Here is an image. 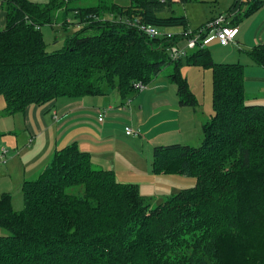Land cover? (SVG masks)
<instances>
[{
  "label": "trees",
  "instance_id": "16d2710c",
  "mask_svg": "<svg viewBox=\"0 0 264 264\" xmlns=\"http://www.w3.org/2000/svg\"><path fill=\"white\" fill-rule=\"evenodd\" d=\"M83 1L4 0V112L105 92L95 78L127 100L136 83L149 85L169 63L180 105L194 106L180 64L185 59L212 67L214 110L202 125L201 145L157 146L152 163L156 173L194 176L197 183L153 206L138 184L119 182L114 170L94 167L91 153L68 145L37 179L24 183L21 210L9 194L0 197V264H264V104L247 102L245 64L215 62L207 47L172 60L168 47L180 36L151 37L130 23L139 19L185 32V15H163L174 0L69 6ZM106 4L114 22L99 20ZM261 5L253 0L245 15ZM62 8L83 10L86 21H95L49 52L41 27ZM245 52L264 66V42Z\"/></svg>",
  "mask_w": 264,
  "mask_h": 264
},
{
  "label": "rangeland",
  "instance_id": "374dc122",
  "mask_svg": "<svg viewBox=\"0 0 264 264\" xmlns=\"http://www.w3.org/2000/svg\"><path fill=\"white\" fill-rule=\"evenodd\" d=\"M35 3H46L48 0H29ZM102 0H86L83 2L76 3L74 5H69L70 7L80 8L83 6L85 8L101 6ZM121 6H128L131 0H114ZM262 5L255 10L252 15H245L248 9L253 4V0H211V1H175L172 5V11L166 12L165 15H185L189 20V28H198L207 19L212 17H218L221 15H233L229 12L232 7L238 6L236 9L240 10L237 17L240 21V31L241 33L235 39L233 43L229 46L219 45V42H213L208 46V49L212 55L215 62H241L245 64V75H247L248 59L251 60L246 50L250 49L256 44L263 43L264 39L262 34H264V0ZM108 5L112 3V0H106ZM104 5V12L100 16V21L103 22H114L116 19L112 12L113 10L110 6ZM241 5V6H240ZM240 6V7H239ZM68 8V5H67ZM102 8V7H101ZM82 12V14L80 13ZM70 10L69 12H63L60 14L55 13V18L52 24H45L41 27L45 42L47 44V50L53 52L55 50L63 48L68 40L74 36L78 31V24L84 27L88 24H92L95 20L86 21V16L83 15V10ZM57 12V11H56ZM69 14V15H68ZM218 15V16H217ZM118 20V18H117ZM6 26L0 27L4 29ZM79 27V28H81ZM171 32L176 33L177 36L184 34V30L180 27L169 28ZM257 29V30H256ZM165 30V29H163ZM189 30V29H188ZM234 53V54H233ZM180 69L182 75L187 79L191 90L195 94L196 105L188 106L184 105L181 107L179 99L177 96V84L173 83L169 79V75L174 71V63L167 64L163 70L155 77V79L148 85V89H141L137 87L134 95L128 98L122 103L121 98L114 87L108 86L109 84L101 79H94L98 85H101L103 90L107 91L108 97L106 100H110L113 96H118L119 107L130 106L132 104L133 112L137 113L136 119L144 123L143 126L135 127L134 124H128L127 126H132L142 134L138 139L139 141H134L135 139H128L124 133H122L123 138L119 141L122 144L121 147L116 149L119 152L128 153L129 163L135 164V170L132 173L127 174L126 172H119V176L122 178L124 176H130L123 181L125 183H135L140 187L142 195H144L153 206H157L168 196L178 193L180 190L185 188L194 187L197 183L196 177L175 174V173H156L153 172V159H154V145L160 142V138L157 136V131L160 129L168 130V141L164 143L165 145L176 144L174 142H180L182 144L188 143L193 146H200L202 142V123L201 119L206 118L210 115L213 109V69L212 67H203L199 65L189 64L185 59L182 60L180 64ZM98 75V74H97ZM96 77V76H95ZM150 86V87H149ZM159 88L161 95L160 100L164 101L165 105L168 106L169 111L165 118H157L154 110L152 109L154 95L150 96L149 90ZM144 91V92H143ZM102 94V93H100ZM105 95V94H104ZM88 98L90 101H102L103 95L99 94H89L82 96V98ZM259 99L264 98L263 95L258 94ZM143 98L146 101L144 108L142 109V103L138 102L139 99ZM112 101L116 100L112 98ZM122 103V104H121ZM261 103V102H259ZM258 103V104H259ZM6 106V101L4 96L0 95V105ZM194 107L195 109H193ZM182 109V110H178ZM156 110V109H155ZM175 111L172 112V111ZM101 113L104 112L101 111ZM100 113V114H101ZM212 114V112H211ZM205 115V116H204ZM100 116V115H99ZM16 114H7L4 111H0V120L8 123L9 120H14ZM210 117V116H209ZM105 115L103 117V120ZM102 120V121H103ZM201 123V124H200ZM14 129H17L15 125ZM151 129V130H149ZM117 135L120 137V130L117 129ZM126 131V130H125ZM0 132L5 133L4 127L0 128ZM124 132V131H123ZM156 135V136H155ZM157 139V140H156ZM135 142V143H134ZM162 142V140H161ZM160 144L158 145H161ZM1 144V142H0ZM143 145V146H142ZM133 152L134 154H132ZM95 164V163H94ZM102 165V164H101ZM104 167L105 166L103 165ZM98 167V165L94 166ZM124 179V178H123ZM24 196V195H23ZM21 199V208L24 207V197ZM19 207V201L18 206Z\"/></svg>",
  "mask_w": 264,
  "mask_h": 264
},
{
  "label": "crops",
  "instance_id": "0c3cea01",
  "mask_svg": "<svg viewBox=\"0 0 264 264\" xmlns=\"http://www.w3.org/2000/svg\"><path fill=\"white\" fill-rule=\"evenodd\" d=\"M4 5V0H0V27L7 25L8 12ZM237 7H232L229 11L232 12L234 9L233 15H223L227 18L228 23L239 26L240 28V21L237 17L240 10H237ZM63 12H66V8L59 9L56 13L60 14ZM252 14L254 13L250 15ZM208 20L210 19L205 20L201 25ZM78 25V29H80L81 24L79 23ZM163 29L170 31L169 28ZM262 38L264 39V34H262ZM216 41L219 42L216 38L211 40L206 47L208 48L210 44ZM180 43L184 44L185 42L182 40ZM219 45L221 44L219 43ZM248 65L247 75H245L247 102L252 104L261 102L260 104H264V98L259 99L257 97L258 94L264 97V66L255 63L252 59H248ZM149 92H151L149 93L150 96L154 95L152 109L157 118H165L169 108L163 103L164 101L160 100L161 97L159 96L162 91H159V88L156 87V89L149 90ZM106 93L107 91L102 94L99 93V95H103V99L105 100L96 102L84 97H58L44 104L29 105L26 109L16 112L14 120H9L7 124L0 120V128L2 127L3 130L4 127V131H6L5 133L1 132L0 150L3 147L8 149L6 162L0 163V197L9 194L12 197L14 209L21 210L19 208H21L20 206L22 204L21 196H23L24 183L37 179L51 161L55 152L73 143L77 144L81 150L91 153L93 163L96 166L98 165V167L103 169H112L119 182L126 181L130 176L127 175L121 178L118 175L119 172L132 173L135 170V164L129 163V152H124L123 154V152H119L116 148L122 145L119 141L123 138L122 133L128 139L132 137L130 139H135V142H141L138 139L142 134L138 137L127 135L125 131L126 125L134 124L135 127L143 126L144 129L145 126L142 120L139 122L136 119L137 113H132V104L130 106L122 105V107H119L117 96L119 93L112 97L116 100L115 102L112 101V98L106 100V97H108ZM121 101L124 103L125 100L121 99ZM138 102L142 103L141 108L143 109L146 101L141 98ZM192 108L195 109L194 107ZM4 109L5 105L3 106L1 104L0 111H4ZM178 110L182 109L178 108ZM101 111L105 115L103 121L99 120ZM175 111L172 112L175 113ZM211 112L213 114V110ZM211 112L210 117H203L201 119L202 124L210 120L212 116ZM15 125L17 129H14ZM117 129L120 130V137L117 135ZM157 136L160 138V142L162 140L161 145H165L164 143L169 139L167 138L169 136L168 130H158ZM160 142L156 143L154 147L161 146L158 145ZM174 143L177 144L180 142L176 141ZM131 153L134 154L133 152ZM103 165L108 166V168ZM18 201L19 207H16V205L18 206Z\"/></svg>",
  "mask_w": 264,
  "mask_h": 264
},
{
  "label": "built area",
  "instance_id": "2783aa9c",
  "mask_svg": "<svg viewBox=\"0 0 264 264\" xmlns=\"http://www.w3.org/2000/svg\"><path fill=\"white\" fill-rule=\"evenodd\" d=\"M130 23L151 37L172 39L177 36L174 32L163 30L161 27L144 23L139 19H134V21ZM239 32V26L228 23L227 18L224 15L213 17L200 27L196 29H189L184 34H181V40L175 44H171L168 47V52L171 59L177 61L197 49L206 47L208 43L215 38L222 46H228L235 41ZM182 40L185 42L184 44L180 43ZM136 87L145 89L148 85L138 82L136 83ZM103 117L104 115L101 113L99 120L102 121ZM125 130L126 134L130 136L138 137L141 135L140 132L132 126H127ZM7 154L8 149L5 147L1 148L0 163L6 162Z\"/></svg>",
  "mask_w": 264,
  "mask_h": 264
}]
</instances>
